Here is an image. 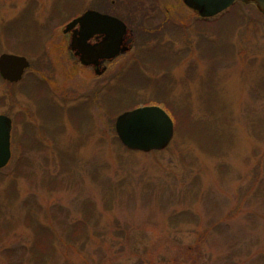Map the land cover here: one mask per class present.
I'll return each mask as SVG.
<instances>
[{
	"label": "rangeland",
	"instance_id": "374dc122",
	"mask_svg": "<svg viewBox=\"0 0 264 264\" xmlns=\"http://www.w3.org/2000/svg\"><path fill=\"white\" fill-rule=\"evenodd\" d=\"M101 8L123 20L131 48L98 76L61 31ZM25 51L24 80L0 79V115L12 121L0 264H35L38 228L50 244L38 264H264V16L254 6L206 21L181 0H0V54ZM143 106L173 119L162 151L130 152L116 138L120 109Z\"/></svg>",
	"mask_w": 264,
	"mask_h": 264
},
{
	"label": "water",
	"instance_id": "95a60500",
	"mask_svg": "<svg viewBox=\"0 0 264 264\" xmlns=\"http://www.w3.org/2000/svg\"><path fill=\"white\" fill-rule=\"evenodd\" d=\"M235 1L245 5L253 4L264 14V0H182L183 4L198 13L202 18L214 17ZM79 26V31L71 42L72 51L79 56L82 66L93 67L100 75L99 64L123 55L131 48V40L126 37L125 25L116 18L87 11L81 17L71 21L65 33ZM95 34L103 35V40L90 45L88 40ZM29 63L24 57L2 54L0 56V76L7 83H17L22 79ZM11 120L0 115V169L10 159ZM115 134L121 145L129 151L149 153L162 151L170 143L174 127L170 117L159 107H140L119 115L114 122Z\"/></svg>",
	"mask_w": 264,
	"mask_h": 264
},
{
	"label": "flooded vegetation",
	"instance_id": "af4514ba",
	"mask_svg": "<svg viewBox=\"0 0 264 264\" xmlns=\"http://www.w3.org/2000/svg\"><path fill=\"white\" fill-rule=\"evenodd\" d=\"M87 11H94V12H98L99 14H101V15H106V16H110V17H114V18H117L118 20H120L121 22H123V20H121L118 16H115L114 14H110L106 9H100V10H87ZM87 11H85V12H87ZM84 12V13H85ZM84 13H82L80 16H78V17H76V18H74V19H77V18H79V17H81ZM74 19H72V20H74ZM71 20V21H72ZM70 21V22H71ZM70 22H68L66 25H65V27L62 29V31H61V34L64 36V37H67V39H68V44H67V48H68V53H69V55H70V57H72V59L73 60H77V61H79V56H77L76 55V52L75 51H72V49H71V42H72V38L74 37V35L76 34V33H78V31H79V26L78 25H76L73 29H71L70 31H68V32H66L65 33V29H66V26L70 23ZM124 23V22H123ZM125 24V23H124ZM125 26H126V24H125ZM103 40V35H99V34H95V35H93L89 40H88V43L90 44V45H95V44H98V43H100L101 41ZM125 40H127V36L124 38V41ZM39 48V50L37 49L36 50V52H35V54L37 53V56L39 55V51H40V46L38 47ZM3 54V53H2ZM1 55V54H0ZM15 55V54H14ZM32 55V54H31ZM17 56H21V55H17ZM21 57H24L26 60H27V62L29 63V67L25 70V72H24V74H23V76H22V79H21V81L22 80H24V76H25V73L28 71V70H30L31 69V67H32V62H30V60H28L27 59V57H25V56H21ZM115 60V59H114ZM113 60H110V61H104V62H102V63H100L99 64V66H98V68H99V71H102L101 72V74L100 75H98V76H101V75H103L105 72H106V70H107V65L108 64H110L111 62H112ZM87 68H90L92 71H93V73L95 74V71H94V68L93 67H87ZM96 75V74H95ZM20 81V82H21ZM20 82H18L17 84H19ZM14 85H16V84H13V85H11V86H14Z\"/></svg>",
	"mask_w": 264,
	"mask_h": 264
},
{
	"label": "trees",
	"instance_id": "16d2710c",
	"mask_svg": "<svg viewBox=\"0 0 264 264\" xmlns=\"http://www.w3.org/2000/svg\"><path fill=\"white\" fill-rule=\"evenodd\" d=\"M207 21V20H206ZM25 53H27L26 51L24 52V53H22V54H19V55H21V56H25L26 54ZM26 57V56H25ZM39 89V88H38ZM39 90H41L42 91V89H39ZM106 101H109L108 99H106ZM38 102V101H37ZM39 103V102H38ZM40 104H41V101H40ZM106 106H108V108L111 110V108H110V104H108L107 102H106ZM134 108H136V107H129V108H126V107H122L120 110H124V111H127V110H131V109H134ZM124 111H121L120 113H122V112H124ZM167 112V111H166ZM120 113H118L117 115H119ZM168 113V112H167ZM170 113V112H169ZM170 115V114H169ZM171 117V116H170ZM172 119V118H171ZM173 120V119H172ZM42 231V232H41ZM69 232H71L70 233V237H71V239L72 240H74V238H75V233L71 230V231H69ZM67 233V232H66ZM35 235H37V241L38 242H36L35 243V245H34V251H35V255L33 254V256L35 257V264H38V262L36 263V261H38V259H39V255L41 254H43L44 252H45V250L47 249V247L48 246H50V244H49V234L48 233H46V232H43V230H41L40 228H38V231H36V234ZM68 237H69V235H68Z\"/></svg>",
	"mask_w": 264,
	"mask_h": 264
}]
</instances>
